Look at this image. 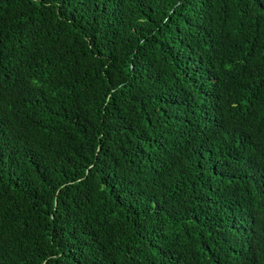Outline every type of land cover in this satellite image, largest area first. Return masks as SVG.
Returning a JSON list of instances; mask_svg holds the SVG:
<instances>
[{"label": "trees", "instance_id": "1", "mask_svg": "<svg viewBox=\"0 0 264 264\" xmlns=\"http://www.w3.org/2000/svg\"><path fill=\"white\" fill-rule=\"evenodd\" d=\"M0 264H264V0H0Z\"/></svg>", "mask_w": 264, "mask_h": 264}]
</instances>
